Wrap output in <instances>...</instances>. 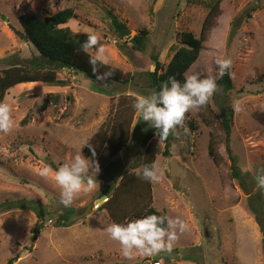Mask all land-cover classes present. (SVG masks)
<instances>
[{"label":"rangeland","instance_id":"1","mask_svg":"<svg viewBox=\"0 0 264 264\" xmlns=\"http://www.w3.org/2000/svg\"><path fill=\"white\" fill-rule=\"evenodd\" d=\"M211 1L0 0V70L29 64L39 54L31 41L17 34L22 30L21 15L45 17L69 7L75 18L67 26L76 33L97 34L108 64L133 75L128 83L103 85L63 69L62 84L22 83L6 95L15 128L0 133V206H11L0 213V264H152L156 260L161 264H264V234L250 206V194L232 174L219 122L221 107L232 106L231 147L237 165L242 177L251 175L258 182L264 176V0H221L199 58L186 72L215 76L216 58L230 57L233 88L217 87L206 106L187 113L184 127L172 136L170 155L156 157L165 171L153 183V207L188 224L171 253L125 259L119 243L105 231L113 222L108 211L95 209L105 201L100 198H108L100 195L103 188L114 184L124 169L133 172L139 165L145 153L142 139L156 131L138 113L129 144L106 173L100 172L91 193L82 192L65 208L51 178L57 166L82 147L84 138L99 131L120 97L152 91L148 73L155 68L154 56L166 68L173 48L182 45V32L199 37ZM110 8L128 25L132 37L148 31L142 51L132 49L131 42L126 51L121 50L104 17ZM89 52L97 54L95 48ZM154 139L163 150L164 143ZM211 143L218 164L209 153ZM45 166L52 169L49 177L39 174ZM23 200H38L43 206L44 227L39 231H34L36 212L15 205ZM59 207L70 214L72 207L77 210L75 217L68 218V226H55L57 216H48V211ZM258 215L264 223V215Z\"/></svg>","mask_w":264,"mask_h":264},{"label":"trees","instance_id":"2","mask_svg":"<svg viewBox=\"0 0 264 264\" xmlns=\"http://www.w3.org/2000/svg\"><path fill=\"white\" fill-rule=\"evenodd\" d=\"M221 0H212L208 4L209 11L203 21L200 36L197 37L191 31H185L180 34L181 46L173 48L174 54L166 68L159 60L158 56H154L155 68L148 73L149 86L151 90H158L164 81L169 77H175L181 82L188 69L199 58L200 52L207 40L209 31L214 23L215 17L220 12ZM257 7V6H255ZM255 9V8H254ZM105 19L111 29L112 34L117 39V43L122 51H126L128 42L132 43V49L143 50L144 41L148 35L147 30H142L134 35L129 41L125 40L130 35L128 25L123 22L114 12V9H108L104 14ZM251 16L249 15V18ZM75 18L73 8H64L52 15L39 17L35 15H21L19 22L22 30H18L17 34L22 39H27L33 43L38 50V55L34 61L29 64L11 65L0 70V101L5 100L9 91L22 83L31 82H47V83H64V79L59 78V73L63 69L74 71L82 74L86 78L96 82L97 84L111 85L114 83H128L133 80V75H126L120 69L107 65H100V72L111 71L112 75L101 81L97 80L96 75L92 72V66L89 64V54L81 49V44L87 39V34L73 32L67 23ZM92 54V53H91ZM68 82L70 80L68 79ZM218 88L231 90L233 82L229 74H225L223 78L217 80ZM133 96L120 97L115 111L109 119L103 123L99 131L91 136L89 141L96 149V159L99 160L101 171L107 172L118 154L129 144L132 137V128L136 112L132 107L134 102ZM234 109L230 105L221 107L219 114V122L225 132L226 146L229 158L231 160L232 174L237 178L242 189L250 194L249 202L252 210L255 212L257 222L260 224L264 234V223L258 213L264 215V189L258 187V182L248 175L247 178L242 177L239 166L237 165V157L231 147V136L233 130ZM156 131L147 133L142 139V147L145 153L142 156L138 168L145 164H151L156 161L158 154L163 153L164 156L170 155L173 135L170 134L167 139L161 140L164 143V149H161L156 139ZM83 152L91 157V151L88 147L83 148ZM209 153L213 157L216 164L220 162L214 146L211 143ZM137 167L131 172L124 169L114 184H107L103 188L100 195H105L108 199L102 204L101 209H106L113 222H123L126 219H135L147 214L155 212L153 207V183L144 181L135 175ZM249 184L253 185L254 191H251ZM252 194V195H251ZM19 208L29 209L36 212L38 217L34 231L44 227L42 221L44 208L38 200H23L15 204ZM11 206H0V213L8 210ZM86 209V208H84ZM100 209V208H99ZM59 207L56 210L48 211V216L53 219L55 226H68L69 217H75L77 210L72 207L71 214Z\"/></svg>","mask_w":264,"mask_h":264},{"label":"clouds","instance_id":"3","mask_svg":"<svg viewBox=\"0 0 264 264\" xmlns=\"http://www.w3.org/2000/svg\"><path fill=\"white\" fill-rule=\"evenodd\" d=\"M95 48L97 54L89 52ZM81 49L89 54V64L97 80H105L112 75L111 71L100 72V65H107L105 48L97 34L87 33V39L81 44ZM217 73L204 75L202 73L185 74L183 81L174 76L164 81L158 90L154 89L146 95L134 98L132 107L142 121L156 130V136L161 140L170 134L177 135V128L184 127L186 114L191 110L206 106L217 91V79L225 74L230 75L232 59L218 56L215 60ZM15 128L13 108L9 103L0 101V133L8 134ZM185 134L188 129L184 128ZM82 147L71 159L57 166L55 175L51 178L60 189V204L71 207L75 199L83 193H91L97 187V177L101 172L97 152L88 138L81 142ZM88 147L91 157H85L82 149ZM52 169L43 167L39 174L49 177ZM164 169L157 162L145 164L138 168L135 175L147 182H159ZM258 187L264 189V176L258 181ZM188 224L180 217H171L156 209L151 214L123 222H112L105 228L111 240L120 245V254L127 260H133L137 255L153 257L161 252L171 253L180 233L187 230Z\"/></svg>","mask_w":264,"mask_h":264},{"label":"built area","instance_id":"4","mask_svg":"<svg viewBox=\"0 0 264 264\" xmlns=\"http://www.w3.org/2000/svg\"><path fill=\"white\" fill-rule=\"evenodd\" d=\"M103 203H99L96 205L95 209H99L102 206ZM152 264H161V262L159 260L154 261Z\"/></svg>","mask_w":264,"mask_h":264},{"label":"crops","instance_id":"5","mask_svg":"<svg viewBox=\"0 0 264 264\" xmlns=\"http://www.w3.org/2000/svg\"><path fill=\"white\" fill-rule=\"evenodd\" d=\"M103 199H105V201H106L108 198H106V197H105V198H100V200H103ZM105 201H103V203H104Z\"/></svg>","mask_w":264,"mask_h":264},{"label":"water","instance_id":"6","mask_svg":"<svg viewBox=\"0 0 264 264\" xmlns=\"http://www.w3.org/2000/svg\"><path fill=\"white\" fill-rule=\"evenodd\" d=\"M127 38H132V35L130 34ZM104 198V197H103Z\"/></svg>","mask_w":264,"mask_h":264}]
</instances>
